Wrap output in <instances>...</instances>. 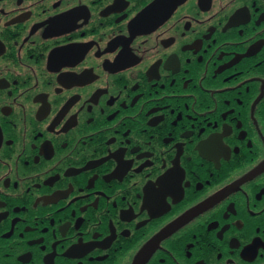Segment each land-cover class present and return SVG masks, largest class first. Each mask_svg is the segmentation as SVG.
Instances as JSON below:
<instances>
[{
  "label": "flooded vegetation",
  "instance_id": "obj_1",
  "mask_svg": "<svg viewBox=\"0 0 264 264\" xmlns=\"http://www.w3.org/2000/svg\"><path fill=\"white\" fill-rule=\"evenodd\" d=\"M0 264H264V0H0Z\"/></svg>",
  "mask_w": 264,
  "mask_h": 264
}]
</instances>
